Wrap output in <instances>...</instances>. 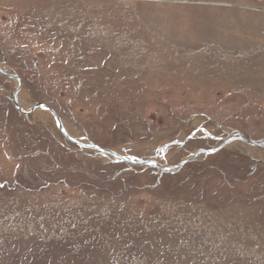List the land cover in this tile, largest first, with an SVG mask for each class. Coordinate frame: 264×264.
I'll use <instances>...</instances> for the list:
<instances>
[{"label":"rangeland","instance_id":"obj_1","mask_svg":"<svg viewBox=\"0 0 264 264\" xmlns=\"http://www.w3.org/2000/svg\"><path fill=\"white\" fill-rule=\"evenodd\" d=\"M0 66V264H264V0H0Z\"/></svg>","mask_w":264,"mask_h":264},{"label":"water","instance_id":"obj_2","mask_svg":"<svg viewBox=\"0 0 264 264\" xmlns=\"http://www.w3.org/2000/svg\"><path fill=\"white\" fill-rule=\"evenodd\" d=\"M14 102H15V105H16V107L22 112V113H24V114H27V112H25L22 108H21V106L19 105V102L15 99L14 100ZM38 107H40V108H47L46 106H42V105H39ZM53 114H55V112L53 111V110H50ZM242 140H244L245 142H247L248 144H250V145H252V146H256V147H258V146H261V147H264V141H262V142H256V141H250V140H246L243 136H241L240 137ZM229 141H225L224 143H223V145L217 150V151H219V150H221V149H223V148H225L226 146H227V143H228ZM102 151H104V152H106V153H109V154H112V155H114V156H118L115 152H113V151H110V150H102ZM216 151H204L203 153H205L206 155H208V154H213V153H215ZM197 157H198V155H194V156H192L191 158H189L186 162H183L182 164H179L178 166H177V168H182L187 162H190V161H193V160H195V159H197ZM123 161H126L125 159H122ZM139 164H143V165H145V164H147L146 162H142V163H139ZM172 169H174V168H172ZM172 169H169V170H164V169H160L162 172H170Z\"/></svg>","mask_w":264,"mask_h":264},{"label":"crops","instance_id":"obj_3","mask_svg":"<svg viewBox=\"0 0 264 264\" xmlns=\"http://www.w3.org/2000/svg\"><path fill=\"white\" fill-rule=\"evenodd\" d=\"M0 68H1V66H0ZM1 94H3L1 91H0V95ZM4 99H5V97H4ZM14 104V103H13ZM12 107V106H11ZM14 108H16V106L14 105ZM17 109V108H16ZM18 110V109H17ZM23 113H21V111H19V115L21 116ZM22 117V116H21Z\"/></svg>","mask_w":264,"mask_h":264},{"label":"bare ground","instance_id":"obj_4","mask_svg":"<svg viewBox=\"0 0 264 264\" xmlns=\"http://www.w3.org/2000/svg\"><path fill=\"white\" fill-rule=\"evenodd\" d=\"M40 116L43 117V115L39 114V117H40ZM41 117H40V118H41Z\"/></svg>","mask_w":264,"mask_h":264}]
</instances>
